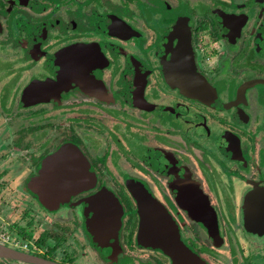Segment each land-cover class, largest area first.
Segmentation results:
<instances>
[{"label": "flooded vegetation", "instance_id": "obj_1", "mask_svg": "<svg viewBox=\"0 0 264 264\" xmlns=\"http://www.w3.org/2000/svg\"><path fill=\"white\" fill-rule=\"evenodd\" d=\"M4 195L51 264H264V0H0Z\"/></svg>", "mask_w": 264, "mask_h": 264}, {"label": "water", "instance_id": "obj_2", "mask_svg": "<svg viewBox=\"0 0 264 264\" xmlns=\"http://www.w3.org/2000/svg\"><path fill=\"white\" fill-rule=\"evenodd\" d=\"M40 189H41V191L39 192L40 202L45 207L50 209L51 206L49 204L51 203V201L49 200L48 195H47V193L49 194L50 189H47V192H46L45 187H42V186L36 187L37 191ZM0 258L4 260L10 259V258L17 259L20 261H26V262L33 263V264H51L47 260L42 259L38 256H34L31 254H24L19 251H16L1 242H0Z\"/></svg>", "mask_w": 264, "mask_h": 264}, {"label": "rangeland", "instance_id": "obj_3", "mask_svg": "<svg viewBox=\"0 0 264 264\" xmlns=\"http://www.w3.org/2000/svg\"><path fill=\"white\" fill-rule=\"evenodd\" d=\"M6 195L4 198L0 199V224L9 222L12 224L14 219H17L19 215H22V212L25 210L26 205L22 199H6ZM23 210V211H22ZM1 233V232H0ZM3 236V235H2Z\"/></svg>", "mask_w": 264, "mask_h": 264}, {"label": "built area", "instance_id": "obj_4", "mask_svg": "<svg viewBox=\"0 0 264 264\" xmlns=\"http://www.w3.org/2000/svg\"><path fill=\"white\" fill-rule=\"evenodd\" d=\"M0 240H5V239L3 238V236L1 235V233H0Z\"/></svg>", "mask_w": 264, "mask_h": 264}]
</instances>
